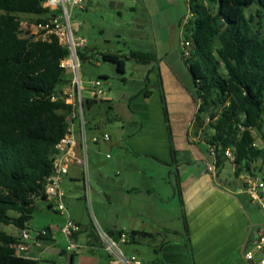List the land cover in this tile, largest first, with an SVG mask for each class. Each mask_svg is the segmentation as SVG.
<instances>
[{"label": "trees", "instance_id": "1", "mask_svg": "<svg viewBox=\"0 0 264 264\" xmlns=\"http://www.w3.org/2000/svg\"><path fill=\"white\" fill-rule=\"evenodd\" d=\"M45 1L0 0V264H39L18 255L21 238L2 226L29 229L36 200H46V184L72 121L65 88L72 86L73 76L61 67L69 50L55 35L38 39L22 28L20 15L36 16L35 24L48 22L51 12L44 8ZM189 6L185 34L193 50L184 61L200 100L196 120L204 126L215 165L222 169L231 159L237 177L264 176V148L254 135L264 127V0H190ZM254 7L256 12L248 16ZM86 51H78L81 61L88 60ZM130 56L145 64L156 60L149 53ZM103 60L124 74L121 55L103 54ZM162 101L169 122L164 96ZM104 102L110 103L87 100L85 109ZM167 132L174 154L170 126ZM227 150L233 158L227 157ZM175 188L184 204L179 179ZM183 218L187 230L185 214ZM109 234L119 239L125 233ZM128 235L131 242L136 236L150 237L134 231Z\"/></svg>", "mask_w": 264, "mask_h": 264}, {"label": "crops", "instance_id": "2", "mask_svg": "<svg viewBox=\"0 0 264 264\" xmlns=\"http://www.w3.org/2000/svg\"><path fill=\"white\" fill-rule=\"evenodd\" d=\"M99 2V0H93L80 9L93 10L94 5H100ZM101 2L103 7L117 5V0H102ZM85 53L89 58L87 51ZM153 63L155 64L151 65L149 76L146 79L147 88L138 107L140 111L138 114L143 116L146 124L144 122L138 132L128 138L127 143L138 158L143 157L149 160L155 158L162 164L161 166L170 171V176L171 174L177 176L181 183L184 201V204L181 202V205L188 228L187 230L186 228L175 230L170 227V217L165 208L158 214V217L157 215L150 216V219L155 223L153 232L133 227L131 232L148 233L150 235L148 238L155 243L152 248L154 255L145 260L143 264H151L155 261H161L164 264H251L245 259V254L252 248V241L260 230H254L253 219L246 212L239 198V195L247 194L245 186L249 179L248 175L237 177L231 159H227L223 168L227 163H230L234 177L232 175L225 176V180H223V168L218 169L217 166L216 176L207 171V165L214 164L215 159L210 154V146L205 140L204 126L196 120L200 100L193 77L190 73L191 85L188 79L181 77L173 65L163 62V58L159 60L158 56ZM69 89L70 86L65 88V92H68ZM163 96L167 102L169 122H167L164 113ZM100 104L103 103L95 104L89 110L95 108L100 110ZM104 104L114 109L112 101ZM115 117L116 121H120L119 115L116 114ZM112 118H108L107 121ZM89 121L90 128L93 129L95 126L92 124V120ZM144 125L147 127L146 130ZM156 126L164 128L166 134L163 132L156 134ZM167 126H170L172 130L174 154L171 150ZM99 127L96 128L99 129ZM75 136L77 142L74 144L71 154L67 156L71 163L62 186L66 193L65 203L69 215L80 226V232L75 236V242L81 247V251L78 255L75 252L70 253L66 249L68 240L61 229L67 216L58 212L46 200H44L45 203L37 204L36 202L39 213L47 220L43 224L34 225L30 222L27 225L30 230V239L20 240L28 247V250L17 251V253L21 257L38 261L39 264H110L108 256L100 248L94 223H89L86 215L82 214L86 208L85 204L78 201L85 197V187L82 169L77 162L80 147L77 129ZM117 139L119 141H113L111 138V141L106 142L109 144V148L113 149V145L122 141L120 138ZM200 145L205 146L204 151L199 147ZM192 164L195 166H190ZM127 170H129V174H124L121 180L123 185H126L128 181L132 183L136 181L138 183L136 185L144 184L145 188L142 186L141 188L148 193L159 187L164 193L165 199L171 198L170 193L173 192V188L170 189L171 185L154 183L156 182V177L153 176L155 171L148 175L136 171L134 168ZM102 177L104 178L103 175ZM162 179L163 177H161ZM234 185L237 187L235 188ZM48 209L55 211L56 215H50ZM183 223L186 227L184 218ZM103 225L104 231L107 233L124 231L129 236V232L125 229L126 226H123L124 224L122 225L119 221L112 223L103 220ZM45 229L50 230V234L38 237L37 233ZM12 235L21 238V230L16 228ZM142 239L140 236H136L132 243H139ZM129 242L131 241L129 240L127 243ZM136 251L139 252V250Z\"/></svg>", "mask_w": 264, "mask_h": 264}, {"label": "rangeland", "instance_id": "3", "mask_svg": "<svg viewBox=\"0 0 264 264\" xmlns=\"http://www.w3.org/2000/svg\"><path fill=\"white\" fill-rule=\"evenodd\" d=\"M99 1L100 5H94L93 10L75 8L70 17L74 35L87 41L89 58L86 61H81L83 86L88 88L89 82L102 79L107 96L112 101L114 108L112 109L104 102L100 104V110L99 108L85 109L88 125L87 155L89 164L88 172L85 173L83 170L82 174L85 177L89 176L91 192L88 199L85 194L82 200H78L86 206L82 214L86 215L89 223H95L103 230H105L103 220L112 223L119 221L122 225L124 224L123 226H126L125 229L130 234L133 227L153 232L155 223L150 219V216L157 215L158 217V214L165 208L170 217V227L175 230H183L185 228L184 212L175 188L177 176L175 174L170 176V171L161 166L162 164L155 158L149 160L135 156L127 140L132 134L138 132L144 122L146 124L143 116L138 114L140 112L138 107L147 88L146 79L149 76V70L151 65L155 64L153 62L139 63L131 59L132 52L156 54L159 60L163 58V62L173 65L181 77L188 79L192 85L190 71L183 57L185 30L191 19L190 0H117L115 7H103L102 0ZM256 9L257 7H254L250 10L248 16L255 13ZM20 19L22 28L27 30L29 27L32 29L37 17L20 15ZM261 31L264 38V25ZM103 54L121 55L126 62L124 74L118 72L114 63L104 62ZM116 114L119 115L120 121H107L108 118ZM89 120H92V124L95 126L93 129L90 128ZM97 126L100 128H96ZM146 128L144 125L145 130ZM155 130L156 134H162V132L166 134L165 129L160 126H156ZM103 134H108L113 141H119L117 138L122 141L113 145V149H111L109 144L101 139ZM254 135L257 138V144L264 148V127L260 131H255ZM94 137L100 138V142H93ZM199 147L203 151L205 150V146L200 145ZM190 166L194 167L195 165ZM130 168L148 175L155 171L153 176L156 177V182L154 183L171 185L170 189L173 188V192L170 193L171 198L165 199L164 193L157 186L155 191L148 193L141 188V186L145 188V185L141 183L136 185L138 184L136 181L133 183L128 181L126 185H123L122 177L124 174H129L127 169ZM230 175L234 177L232 166L227 163L222 170V179L225 180V176ZM161 177H163L162 180ZM248 178L253 177L248 176ZM244 180H242L243 183ZM153 186L155 188V185ZM234 187L237 186L234 185ZM173 193L175 195L172 196ZM247 194L239 195V198L246 212L253 219L254 230L264 233V209L252 204V200ZM36 202L38 204L44 200L39 198ZM46 202L48 203V201ZM48 212L50 215H56V212L51 209H48ZM34 218L35 220H31V224L34 225L43 224L47 220L42 217L36 206ZM2 230L12 235L15 233L16 227L4 225ZM154 244L152 240L145 238L139 243L122 244L121 248L128 257H132L134 254L144 263L154 255V249H152Z\"/></svg>", "mask_w": 264, "mask_h": 264}, {"label": "built area", "instance_id": "4", "mask_svg": "<svg viewBox=\"0 0 264 264\" xmlns=\"http://www.w3.org/2000/svg\"><path fill=\"white\" fill-rule=\"evenodd\" d=\"M93 0H46L44 8L51 12V16L45 24H34L32 29L29 27L31 34L36 35L38 39H47L50 35H55L59 39L61 45L69 50V56L62 60L61 67L72 74V86L68 92L67 103L73 106L72 121L70 122L69 134L62 140L59 149L62 154L57 157L54 163V172L49 177L46 184V201L50 203L58 212L66 215V221L61 231L68 240L67 251L80 254L81 247L75 242V236L80 232V226L69 215L68 208L65 203L66 193L63 189L64 177L69 172L70 160L67 158L73 150L74 144L77 142L75 130L79 132V154L78 166L88 172V155H87V121L85 118V102L87 100L94 101H110L107 96V91L104 87V81L98 79L89 82L88 88L83 86L81 78V59L79 50L87 48V41L83 38H77L74 35L70 24L71 12L75 8H84L89 2ZM53 13V15H52ZM36 31L37 33H35ZM192 41L186 39L183 43V57L188 61L192 55ZM101 139L104 142L111 141L108 134H103ZM93 142L99 143L100 138L94 137ZM65 152V153H64ZM64 153V154H63ZM210 154L214 157V150L210 147ZM229 158H233L230 150L226 151ZM109 158V156H107ZM207 171L213 176H216V165L208 164ZM84 177L85 194L88 199L91 192V184L89 176ZM246 193L249 194L253 204L258 205L264 209V176H257L249 178L245 186ZM95 230L100 241V248L108 256L110 264H143L137 256L128 257L122 250V244L129 241L126 234H122L119 239H115L109 233L104 231L100 226L95 225ZM50 230L45 229L37 233L38 237L48 236ZM30 239V230H21V240L27 241ZM252 248L245 254V259L251 264H264V233H257L252 241ZM18 252L28 250L24 244L16 247Z\"/></svg>", "mask_w": 264, "mask_h": 264}]
</instances>
